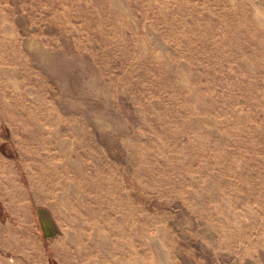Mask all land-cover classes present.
Segmentation results:
<instances>
[{"label":"rangeland","instance_id":"rangeland-1","mask_svg":"<svg viewBox=\"0 0 264 264\" xmlns=\"http://www.w3.org/2000/svg\"><path fill=\"white\" fill-rule=\"evenodd\" d=\"M0 264H264V0H0Z\"/></svg>","mask_w":264,"mask_h":264}]
</instances>
